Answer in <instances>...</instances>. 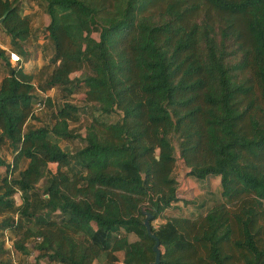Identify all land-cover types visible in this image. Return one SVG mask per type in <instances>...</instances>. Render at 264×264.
<instances>
[{
  "label": "trees",
  "instance_id": "16d2710c",
  "mask_svg": "<svg viewBox=\"0 0 264 264\" xmlns=\"http://www.w3.org/2000/svg\"><path fill=\"white\" fill-rule=\"evenodd\" d=\"M44 1L54 67L38 90L80 88L117 118L93 116L81 135L70 124L82 108L64 100L49 125L27 126L34 77L0 48V236L35 252L28 264H93L102 253L103 264H148L144 209L159 264H264V0ZM21 4L0 0V29L20 58L31 35ZM80 137L75 152L59 144ZM175 146L189 176L219 178L220 199L187 216L173 206Z\"/></svg>",
  "mask_w": 264,
  "mask_h": 264
},
{
  "label": "rangeland",
  "instance_id": "374dc122",
  "mask_svg": "<svg viewBox=\"0 0 264 264\" xmlns=\"http://www.w3.org/2000/svg\"><path fill=\"white\" fill-rule=\"evenodd\" d=\"M21 12L30 17V27H31V35L30 38L22 43L23 48L25 49L27 55L25 57L20 58L18 62L20 66L24 69L25 72L33 75V83L35 85L34 92V100H33V114L34 118H31L27 122V126H41V125H49L51 118V112L56 108L58 104H61L64 100H67L73 104L81 106V110L79 112V119L76 122L71 123V127H73L77 133L81 135L84 134L87 126L90 124L91 118L96 116L98 118L105 119L107 121L116 120L115 115L110 116H101L96 113L90 105H87L83 102V91L82 89H75L74 93L67 94L63 92L60 88H52L46 92H42L38 90L39 83L43 82L52 68L53 64L50 62L51 58L54 55L53 44L50 41L46 26L49 23V17L45 11V1L44 0H22L21 4ZM95 37L97 34H93ZM6 47V51L15 50V48L10 44L9 37L5 35V33L0 29V48ZM14 48V49H13ZM9 63L11 66L16 65L13 61ZM8 73V69L4 64L0 61V79L2 76ZM82 73L81 71L75 72L71 75L72 78H77ZM46 98H50L53 102L48 105L45 101ZM59 144L62 148L67 150L68 152H75L80 147L84 146V140L80 138H76L73 140H59ZM176 148V157L177 163L173 172L174 177L178 180V197L181 201H179L176 205H173L176 212L187 216L191 213H198L204 207H198L196 209V205L200 203L207 204L206 207L211 206L213 202L220 199V185L219 178L210 177L204 182L198 181L193 177L189 176L187 173V169L183 166L182 162L179 159V153ZM1 154L5 158V160L9 163L12 162L13 159V150L9 146V143L6 142L1 146ZM26 160H21L18 168L14 171L13 175L17 176L19 170L23 169L26 165ZM57 167L56 163H50L48 169L50 171H55ZM5 175V168H0V176ZM45 184L44 179H42L38 184L37 188L41 189ZM16 204L21 203L20 195L17 193L15 196ZM187 202V203H184ZM2 216H0V219ZM163 219H157L152 222L153 226H158ZM16 236H12L9 231H5L0 236V241H3L4 251L0 253L1 260H10L15 262L16 264H28L32 263L35 260L36 253L31 251L28 255H23L17 250H15L13 246V241ZM129 240H135L136 237L134 235L128 236ZM121 253H119L120 255ZM105 260V253H102L93 264H103ZM41 264H49L46 259L41 260ZM115 264H121V262H116Z\"/></svg>",
  "mask_w": 264,
  "mask_h": 264
},
{
  "label": "water",
  "instance_id": "95a60500",
  "mask_svg": "<svg viewBox=\"0 0 264 264\" xmlns=\"http://www.w3.org/2000/svg\"><path fill=\"white\" fill-rule=\"evenodd\" d=\"M2 21H3V17L0 18V23ZM142 214L144 215L143 225L145 226L146 231L149 234V236L155 240V243L153 245V251L155 253L154 260L148 264H159L160 255H161L160 248H159V240L156 238L155 234L151 232V225H150V222L153 219V215L149 211L144 210V209H142Z\"/></svg>",
  "mask_w": 264,
  "mask_h": 264
},
{
  "label": "built area",
  "instance_id": "2783aa9c",
  "mask_svg": "<svg viewBox=\"0 0 264 264\" xmlns=\"http://www.w3.org/2000/svg\"><path fill=\"white\" fill-rule=\"evenodd\" d=\"M9 59L16 64L20 61V56L16 52L9 51Z\"/></svg>",
  "mask_w": 264,
  "mask_h": 264
},
{
  "label": "crops",
  "instance_id": "0c3cea01",
  "mask_svg": "<svg viewBox=\"0 0 264 264\" xmlns=\"http://www.w3.org/2000/svg\"><path fill=\"white\" fill-rule=\"evenodd\" d=\"M3 49H6V47H2Z\"/></svg>",
  "mask_w": 264,
  "mask_h": 264
}]
</instances>
